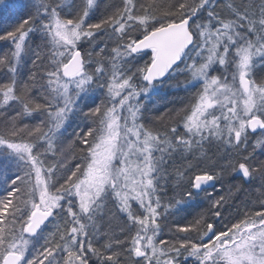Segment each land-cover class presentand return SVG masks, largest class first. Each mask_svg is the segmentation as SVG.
Here are the masks:
<instances>
[{
  "label": "snow or ice",
  "instance_id": "6c2138e0",
  "mask_svg": "<svg viewBox=\"0 0 264 264\" xmlns=\"http://www.w3.org/2000/svg\"><path fill=\"white\" fill-rule=\"evenodd\" d=\"M5 14L0 264H264V0H0ZM172 81L190 98L156 130ZM226 173L260 181L259 207L221 229L227 197L208 187ZM201 193L207 212L181 216Z\"/></svg>",
  "mask_w": 264,
  "mask_h": 264
},
{
  "label": "trees",
  "instance_id": "16d2710c",
  "mask_svg": "<svg viewBox=\"0 0 264 264\" xmlns=\"http://www.w3.org/2000/svg\"><path fill=\"white\" fill-rule=\"evenodd\" d=\"M119 0H101V12H103L104 8L107 5H110L112 3H118ZM237 3L240 2V0H236ZM18 17H13L10 14H5L4 16H0V29H5L10 26H12ZM105 38L103 35H101V42ZM7 51V47L0 43V54ZM183 78H181L182 81ZM190 98V94L185 92L183 88H176L175 87V81L170 82V85H164L162 86L157 94L153 97L152 105L150 107V112L148 115L149 120L152 121V125L155 126L156 130H164L167 126L175 123L179 120V117L176 116V112L180 111L185 107L188 100ZM15 114V110L10 109L8 112H6L4 115H0V130H2L5 127V124L7 121L5 120V116H7L9 119L12 115ZM162 117V120L156 119V117ZM40 118H37L33 120L32 118H28L27 122L30 124H36L39 123ZM77 125H80V127H83V123L80 120H77L72 128L75 129ZM150 125V126H152ZM72 132V129H69V133ZM68 135V134H66ZM83 147V145H81ZM64 152L70 153L71 149L68 148L67 142L64 144ZM215 151V149H213ZM212 153L210 152L209 155ZM82 155V153L79 152V150L76 151L73 155L69 156L66 163L69 168H74L75 164L79 162V156ZM222 153H218L215 157H213L216 160H220ZM58 159H63V156H58ZM177 160H179V157H177ZM210 163L206 162L204 167H210ZM239 180L233 179L231 173H226L223 176V179L221 182L216 183L215 187L208 190V194H211V196L219 198L220 196L227 197V202L224 205L223 208V220L220 221L217 225V227L221 229H226L227 225L231 223L237 222L238 219L242 218L245 213V208L247 207L249 210H253L257 207H259L255 197L258 195V186L260 184V181H256V187L253 186H244L240 190H237L234 188V185H239ZM174 185H169V188H173ZM174 193L172 191H169L168 195L171 196ZM208 194L201 193V196L198 198V200L194 201L192 203V206L187 209L186 212L181 213V216H187L189 219H191L193 216H195L197 213L201 212H207V209L209 207V200H208ZM179 219V217L175 218ZM119 221H114L112 224L113 229L115 230L117 235H121L119 232ZM53 229V226H49V231ZM48 233L46 232L45 235ZM169 230L166 227L164 230L165 239L169 236Z\"/></svg>",
  "mask_w": 264,
  "mask_h": 264
},
{
  "label": "water",
  "instance_id": "95a60500",
  "mask_svg": "<svg viewBox=\"0 0 264 264\" xmlns=\"http://www.w3.org/2000/svg\"><path fill=\"white\" fill-rule=\"evenodd\" d=\"M213 187H208V190L212 189Z\"/></svg>",
  "mask_w": 264,
  "mask_h": 264
}]
</instances>
